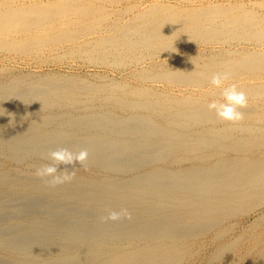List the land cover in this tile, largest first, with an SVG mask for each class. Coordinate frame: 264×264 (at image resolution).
<instances>
[{"label": "rangeland", "instance_id": "obj_1", "mask_svg": "<svg viewBox=\"0 0 264 264\" xmlns=\"http://www.w3.org/2000/svg\"><path fill=\"white\" fill-rule=\"evenodd\" d=\"M151 1L135 0L133 3L140 4V10L151 3ZM157 1L174 6L177 5V7L185 6L184 8L186 6L187 8L202 5L207 6L215 4V2H219L222 5L229 4L230 6L242 3L244 4L242 10L253 11L252 13H256L255 15L264 16V2H262L264 0ZM252 1H256L254 5ZM80 40H77L78 44L83 42ZM242 41L228 40L223 43L219 42L220 44L191 42L192 44L188 43L176 53L153 57L146 55L145 59L143 58L137 64H122L116 68H111L104 64L100 65L95 61L90 62L83 55L70 54L69 56V53L66 54V52L71 45L65 43L63 45L56 44L58 49L55 48L56 45L49 44L47 47L45 46L46 48L42 47L39 50L20 55L2 51L0 52V84L2 83L1 85L4 86L7 82L10 83L11 80L15 81L21 76V79H18L20 81L23 80L22 82H38L50 77V79L48 78V82L50 83L59 82L61 81L60 78L64 79L68 76H76L94 84L121 82L149 90V92L165 93L173 97L191 95L203 101L212 102L215 100L220 102L223 101V97L216 96L218 94L217 90H220V88L213 86L211 83L209 84V82H204L198 87L197 85L195 87L193 84L185 86L175 83V85L165 80L152 79L148 75L150 73H163L172 70L174 72V70L178 71L177 69L190 71L194 68L193 65L202 64V61L207 62L206 60L215 59V57L224 58L235 55L242 48L255 46V43L252 41ZM261 47H264V44ZM196 61L197 63L195 64ZM198 66L201 67L198 68L199 71L204 67ZM142 69L146 73H149L146 77L138 74ZM240 78V81H234V83H251L254 85L264 83V77L254 76L250 81L245 75ZM230 82L233 81H225L223 87L231 84ZM21 84L23 83L19 85ZM1 85L0 87H2ZM19 85L18 90H21L24 89V86L27 88L26 86L30 84ZM43 86L40 85L39 87ZM209 91H212L213 94ZM113 92L115 93L112 94V91H109L115 97L126 98V101L133 99L130 95H126L120 91ZM206 92L209 93L207 94ZM109 93L102 92L101 94L91 96L86 95L70 102L52 103L53 105L50 106L49 104L44 108H40L37 105L38 103L28 104L26 102L27 104H25L23 100L16 98L18 101L16 104H19V108L21 109L18 114L19 116L13 115V113L0 114V264H83L84 261L86 263L89 261V264H99L101 261L108 260L109 255L104 256L103 253H108L110 249H107L105 252V249H81L74 247L71 249L65 247L79 244L95 246V244L99 243H104L105 245L118 244L120 248H116L117 250L115 249L110 252L116 251L122 254V256L127 257H130L129 255L132 256V252L136 250L138 251L134 253L147 250V245H153V250L155 248L160 250L166 248L173 253L167 256V258H170L163 260L162 264H264V203H241L244 205L238 206L236 202H225L223 200L224 195L237 194L241 187L246 193L256 189V183L246 185L244 183L241 184L238 180H235L237 182H230L227 180H230V175L225 178L226 180H223L219 173L213 172L212 168L215 163L220 164L225 162L227 165H235L231 170H236L237 165L241 166V168L238 166V170L240 171L235 172V174L246 173L247 166L253 169L250 165L252 161L264 162V145H261L264 144V124L259 121L251 123L253 126L249 124L250 128L255 129L253 139H257L254 142L256 144L260 143V145H256L253 148V151H257L258 154H251L249 151H239L234 146V142H232L235 136L236 139L240 138V140L248 137V132L244 131L242 127L234 128L235 136L225 139L213 137L217 129L222 130L224 124L235 126L236 123L230 121L227 123L219 121L213 124L211 122H201L198 123L200 126L195 124L197 126L191 125L190 128L183 129V127L170 123L163 113L148 109L119 107L117 100L106 99ZM249 102L264 104V95L256 96L255 99L253 98ZM129 115L141 116L147 123L136 124L133 122L134 119L127 120ZM149 119L156 122L163 129L155 130L154 126L149 123L150 121L148 122ZM93 124L94 126H92ZM52 130L56 133H53L54 131ZM134 131H137V133H134ZM42 133L46 135L48 133L51 136L48 137L47 135V137L43 138ZM149 133L152 134L149 135ZM36 135H39L38 143L33 144L30 140ZM50 139H53L54 143ZM110 141L114 143H109ZM99 144H106L102 148H108V146L112 145L113 148L119 146L124 150L119 149L112 153H103L99 151ZM231 147L232 149H230ZM47 148L49 149L47 150ZM58 148H68L74 153L81 150H87L88 152V158L84 162L83 167L79 164L74 169L71 166L68 167L69 173L75 171L73 179L63 183L64 185L49 186L48 195L40 190L34 191V197L36 198H33L34 201L44 199L47 203L54 204V202L60 200V202L65 204V211L61 208L60 214L55 212L56 210L52 213H47L45 211L47 208L29 206L33 200L31 197H27L29 195V188L48 184L49 177L40 178L35 175V172L42 165L51 163L48 159V153ZM176 148L178 149L175 150ZM90 152L93 153L90 154ZM60 168L62 174L64 166L61 165ZM188 171L209 174L207 177L206 175L202 177L197 175L200 177L198 178V180L200 179L199 181L203 182L208 178L209 182L203 185V188L189 187L190 185H186V188H183L181 175L183 172ZM159 173L168 174L163 179L166 182L173 180L171 182L173 185L157 184V182L150 183L151 178ZM190 176L192 180L193 178L195 180L197 177L192 174ZM3 178L6 183L1 180ZM142 181H146L148 185L150 183L151 187L156 189V191L145 192V188H143L144 190L141 193L137 192L136 183ZM216 184L218 188H215ZM10 185L13 186L10 187ZM166 186H168L167 188L171 186L180 189L178 191H168L165 189ZM89 195L94 198L85 200V197ZM174 195L175 198L171 199ZM129 196H132V199ZM46 198L48 200H45ZM171 203L179 204L177 209ZM202 203L203 207H198V204ZM67 204L68 207L66 206ZM72 204H78V207L83 204L87 205H85L86 209L84 210L85 212L82 211V214L81 212H74L79 215V220L75 219V221L79 222L80 225L74 224V221H66L70 219L64 216L66 208L72 209L70 207ZM143 205L159 207L155 210V217H161L165 212H168L169 215L175 209V211L181 212V215L177 216L179 220L176 226L177 232L170 233L175 238L169 239L171 237L167 236L165 237L166 239L161 238L159 240L154 239V236L149 237L145 235L144 237L141 233L134 231L127 234L126 231L143 225V222L151 216L150 214L137 215L139 207ZM122 208H126L131 212V220L122 219V221L116 222H102L101 217L106 216L109 211H119ZM29 209L33 212L27 211ZM59 209L57 210L59 211ZM200 210L206 213L205 218L203 216L200 217ZM192 212L193 217H191ZM31 219L35 221L31 222ZM190 219L196 220L192 222ZM75 229L76 232L74 231ZM160 230L155 234H160ZM165 230L166 228H162V233ZM18 233L20 235L14 237ZM131 244H133L134 248H128ZM9 245H12L13 248H9ZM42 245L46 248H39ZM47 245L53 248H49ZM83 252H97L98 254L94 256L95 262L90 261L93 255H84L82 254Z\"/></svg>", "mask_w": 264, "mask_h": 264}, {"label": "bare ground", "instance_id": "obj_2", "mask_svg": "<svg viewBox=\"0 0 264 264\" xmlns=\"http://www.w3.org/2000/svg\"><path fill=\"white\" fill-rule=\"evenodd\" d=\"M134 1L135 0H0V52L3 51L6 53H14V54L20 55V54L30 53L31 51H34L37 49L39 50V48H42L45 46L47 47L49 44H54V45L62 44L63 45L65 43V44L71 45L66 52V54L69 53V56L70 54H73V55L78 54L80 56L83 55L84 58L88 59L90 62L95 61L97 62V64L98 63L100 65L104 64L111 68H116L118 65H122V64H137L140 60H143V58L145 59L146 55L153 57L156 55L160 56L163 54L176 53L179 49L183 48L185 45L191 42L192 43L202 42V43H207V44L209 43L218 44L219 42L223 43L224 41H228V40L230 41L231 40L232 41L233 40L235 41L243 40L246 42L252 41L255 43V46L253 45L251 48H242L237 53H235V55L226 56L224 58L215 57V59L213 58V59L206 60L207 62L202 61L203 62L202 64H197V66L193 65L194 68L190 71H187V70L183 71V69L182 70L177 69L178 71L174 70V72H172L173 71L172 70L170 72L169 71L166 72L165 71L166 69H165L164 70L165 72L163 73L161 72V73H153V74L150 73L149 74V73H146L142 69L141 71L138 72V74L144 77H146V75L149 74L148 77H151L152 79L155 78V80H163V81L165 80L170 83H174V84L176 83L178 85H185V86L188 84H193L195 85V87L196 85L198 87L204 82H209L210 84L211 76L214 73H217V72L229 73L230 78L227 81H233V82H230L231 84H228L224 87H228L229 85L235 84L237 86L238 91L245 92L248 98V104L245 108L240 109V111L243 112L244 114V118L241 121H239L240 123L236 122L235 126L224 124L222 126V130L217 129V132H215L213 137L214 138L222 137L225 139V138H229L230 136L231 137L235 136V131H233L234 128L242 127L244 131L248 132V137L243 140H240V138L236 139V136L233 137L234 140H232V142H234L235 144L234 146L238 148V150L241 152L249 151L251 154H258L257 151L256 152L253 151V148L256 145H260V143L256 144L254 142V140L257 139V138L253 139V134H254L255 129L250 128V126H253V124L251 123H257L258 121L264 124V104L250 103L251 101L249 102V100L253 98L255 99L256 96L264 95V83L254 85L251 83H240L239 84V82L234 83V81L235 82L238 80L240 81L241 79L240 77L244 75L249 79V81L254 76L264 77V47H261L262 44H264V16L255 15L256 13L255 14L252 13L253 11L249 12L246 10H242V6H244V4L242 3H236L235 4L236 6L234 5L230 6L229 4L222 5L219 2H215V4L207 5V6L202 5V6H198L194 8L192 7L187 8L186 6V8H184L185 6L177 7V5L174 6L171 4L159 2L157 0H153V1L150 0L151 3L148 2L149 4H147L144 7L142 5L143 9L139 10L140 4H134L133 3ZM254 2L256 1H252L253 5H254ZM78 39H81L80 41L81 42L83 41V42L78 44L77 42ZM55 48H57V45ZM196 63L197 61L195 62V64ZM198 65L204 66L202 67V70L200 71L198 70V68L200 67ZM21 77H18V78L21 79ZM18 78L15 81H12L10 79L12 81V82L10 81V83L6 81L7 84L5 83L6 85L4 86L1 85L2 83L0 84L2 86L0 87V114L1 115L13 113V115L15 114L19 116L18 114L20 113L21 109L19 108L20 107L19 104H16V102H18L16 98L23 100L25 104H27L26 102H28V104L38 103L37 105L40 108L42 107L44 108V107H47L49 104L51 106L54 103L60 104L65 101L70 102L71 100H76L77 98L79 97L81 98L82 96L85 97L86 95L91 96V95L101 94L102 92L109 93V91H112V94H114L115 92L113 91H120L126 95H130L133 99L130 101H126V98L124 99L121 97L118 98L110 93H109L108 98L106 99L117 100V104L119 103L118 106L122 108H139L141 110L148 109V110L157 111L159 113H163L164 117H166L170 123L183 127V129L190 128L191 125L197 126L195 124H198L201 122L203 123L211 122V124L215 122H219V121H222V123L228 122V121L220 119L216 115L214 110L210 111L208 109V104L211 102L199 100L196 97L191 96V95L173 97L165 93L149 92V90H146L140 87L131 86L126 83L123 84L121 82H110L111 84H106V83L94 84V83L85 81L81 78H78L76 76H68L64 79L60 78L61 81L59 82L55 81L53 83L48 82L50 77H47V79H44L42 77L44 80H40L38 82H35V81L22 82L23 80L20 81ZM20 83L30 84L33 86L27 85L26 86L27 88H25L24 86L23 87L24 89L18 90V85ZM40 85H44V86L39 87ZM217 91H218V94L216 93L214 94H216V96L217 95L222 96L221 93L223 91V87L220 88V90L218 89ZM209 92L212 93V91H209ZM31 100L33 101L30 102ZM220 102H224V101H220ZM128 119H134L133 122H135L136 124L147 123L143 120V117L141 116L138 117L137 115H129L127 120ZM148 122L152 126H154L155 130L163 129L162 127L158 126L156 122H153L151 119H149ZM92 126H94V124ZM117 130L119 129L117 128ZM53 133H56V132L54 131ZM134 133H137V131H134ZM150 134L152 133H149V135ZM42 135H43V138L47 137V135L48 137L51 136L48 133L47 135L45 133L44 134L42 133ZM38 136L39 135H36L35 137H33L30 140L31 143L33 144L38 143L37 142ZM25 139H28V138H25ZM50 140L52 142L54 141L53 139H50ZM72 140H75V139H72ZM14 142L16 143V141ZM109 143H114V142L110 141ZM101 144H99L100 146L99 151L103 153L104 152L112 153L113 151H117L119 149L124 150L123 148L119 146L116 148H113L112 145L108 146V148H102L106 144H103L104 146ZM261 145H264V144H261ZM18 149H21V148H18ZM48 149L49 148H47V150ZM177 149L178 148H176L175 150ZM230 149H232V147ZM234 150H237V149H234ZM91 153L93 152H90V154ZM250 165L253 167V169L247 166L246 173H236V174L235 172L240 171L238 170L239 165H237V168H236L237 171L231 170L234 168L235 166L234 164L227 165L225 162H223L220 164L215 163V165H213L212 167L214 170L213 172L219 173L221 175V179L223 180H226L225 178H227L228 175H230V180L227 179L230 182H234L235 180H238L240 181L241 184L244 183L246 185L247 184L251 185L253 183H256V186H257L256 189L250 190L248 193H246V191L243 190L241 187L240 191L237 194H232L230 196L224 195L223 200L225 202H229V201L236 202L238 206L244 205L241 203H253V202L264 203V162H261V161L258 162L257 160H254L252 161V163H250ZM239 168H241V166H239ZM190 174L196 175V176L198 175L200 177H202L203 175H206L207 177L209 175L207 173L206 174L195 173V172L193 173L190 171L183 172L182 175L180 174L181 178L183 179V183H182L183 184L182 186H184L183 188H186V185H190L189 187L193 186L196 188L198 187L203 188L202 186L209 182L208 178H206L205 181L203 182L199 181L200 179L198 180V178L200 177L198 176L195 178V180L194 178L192 180ZM166 175L168 174L166 173L156 174L155 177H153L155 179L151 178V181L149 182L150 183L157 182V184L164 183V184L170 185L173 180L172 181L170 180V182L164 181L163 177L165 176L166 178L167 177ZM1 180L4 181L5 179L3 178ZM4 183H6V181H4ZM150 183L149 185L146 181L136 183L137 185L136 187L138 190L137 192L141 193L144 190L143 188H145L144 190L145 192L156 191V189H153V187H151ZM171 185H173V183ZM12 186L13 185H10V187ZM49 186H50L49 184H46V185H42L39 187L33 186L29 188V192H28L29 195L27 197L28 198L31 197V199L33 200L31 201L30 203L31 205L29 206H34L38 208L43 207L44 209L47 208V210H45L47 211V213L48 212L52 213L55 210H56L55 212L59 213L61 212L60 211L61 208L63 210L65 207V204L60 202V200L56 201L57 203L54 202V204H49L47 203V201H44V199H42L41 201L39 199L34 201V199H36L34 197V194H35L34 191L40 190V191H43L44 193H47L48 195ZM167 187L168 186H166L165 189L168 191H178L180 189V188L178 189L175 187L173 188L171 186L170 188H167ZM215 188H218L217 184L215 185ZM22 190L24 191V189ZM241 190H243L244 192ZM96 196H99V195H96ZM129 197L132 199V196H129ZM92 198L94 197L89 195L85 197V200L92 199ZM173 198H175V195L171 199ZM45 200H48V198H46ZM133 202L135 201L133 200ZM171 204L174 205V208L176 209L179 205L176 203L175 204L171 203ZM85 205L86 204H83L78 207V204H72V206H70L72 209L66 208V212L64 216L70 219L66 221H69V222L74 221L73 222L74 224L80 225L79 222L75 221V219L79 218V215L75 214L74 212L77 211V212H81L82 214V211L85 212L84 210L86 209L85 207L87 206ZM66 206L68 207V204ZM198 207L202 208L203 203L198 204ZM58 208H60L59 211L57 210ZM157 208L159 207L157 206L149 207L147 205H143L139 207L137 211V215L138 214H143V215L150 214L151 216H149V218L143 222L144 223L143 225H140L139 227H136L135 229H132L130 231H126L127 234L129 232L133 233L134 231V232L141 233V235H144V237L145 235H148L149 237L154 236L153 237L154 239H159V240L161 238L164 239L167 236L171 237L169 239L175 238V236L171 235L170 233L177 232L176 226L179 221L177 216L181 215V212L175 211L176 210L175 209L174 211L170 212L169 215H168V212H165L161 215V217H155L154 214L156 213L155 210ZM27 211H30V213L33 212L30 209ZM204 211H208V210H204ZM102 213L101 215H103ZM201 216L205 218L206 213L205 212L203 213L200 210V217ZM191 217H193V212L191 213ZM31 220H32L31 222L35 221L33 219ZM191 220L192 219H190V221ZM195 220L196 219H193L192 222H194ZM162 228H166L164 233H162L161 231ZM81 229L84 230L82 227ZM159 229H161L160 230L161 233L155 234L157 233V231H159ZM74 231L76 232V229ZM118 233H121V232H118ZM82 234H83V231H82ZM19 235L20 234L18 233L14 237H17ZM36 238L38 237L36 236ZM47 246H49V248L51 247L50 245H47ZM8 247L13 248L12 245H9ZM16 247L18 246L16 245ZM65 247L71 248V249H73L72 247L81 248V249H105V252H106L107 249H110V251H113L116 248H120V245L118 244L105 245L104 243H99L97 245L95 244V246L79 244V245H68ZM39 248H46V247L42 245V246H39ZM128 248H134L133 244L129 245ZM146 248L147 250H144L140 253H134V252H137L138 250L132 252L133 254L132 256L129 255L130 257L124 256V255L122 256V254H119V252H116V251L110 252L108 250L109 251L108 253H103L104 256L109 255L108 260L103 261V262L101 261L99 264H162L163 260H167L168 258H170V257L167 258V256L173 253V252L168 251V249L166 248H165L166 250L164 248L161 250L158 248H155V250H153L154 249L153 245H147ZM82 254L88 255V256L93 255V257L90 258V261L95 262L94 256L95 254H98V253L97 252H83ZM110 255H112V257H110ZM125 255H128V254H125ZM83 264H89V261L87 263L86 261H84Z\"/></svg>", "mask_w": 264, "mask_h": 264}, {"label": "clouds", "instance_id": "obj_3", "mask_svg": "<svg viewBox=\"0 0 264 264\" xmlns=\"http://www.w3.org/2000/svg\"><path fill=\"white\" fill-rule=\"evenodd\" d=\"M230 78V74L227 72H217L211 76L210 83L217 87H223L225 81ZM224 102L212 101L208 104L210 111H215L216 115L225 121L233 123L239 122L244 118L243 112L240 109L245 108L248 104V98L243 91H238L235 84L223 87L221 93ZM88 158L87 150H81L79 152H72L68 148H58L48 153V159L51 163L42 165L37 168L35 175L44 178L49 177L48 184L51 187L63 184L70 181L75 176V171L68 172V167L73 169L77 164L81 167L84 166V162ZM63 165V173L61 174L60 166ZM122 219L131 220L132 214L128 209L122 208L119 211H109L104 217H101L102 222L107 221H120Z\"/></svg>", "mask_w": 264, "mask_h": 264}]
</instances>
